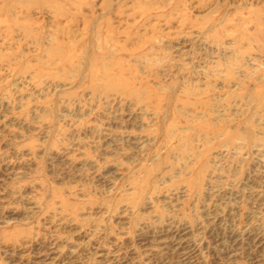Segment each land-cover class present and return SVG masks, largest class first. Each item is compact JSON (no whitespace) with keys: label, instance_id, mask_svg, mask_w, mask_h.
Masks as SVG:
<instances>
[{"label":"rangeland","instance_id":"obj_1","mask_svg":"<svg viewBox=\"0 0 264 264\" xmlns=\"http://www.w3.org/2000/svg\"><path fill=\"white\" fill-rule=\"evenodd\" d=\"M0 264H264V0H0Z\"/></svg>","mask_w":264,"mask_h":264}]
</instances>
